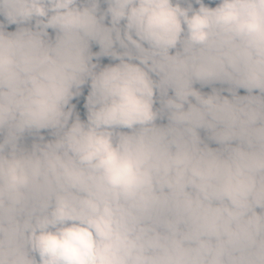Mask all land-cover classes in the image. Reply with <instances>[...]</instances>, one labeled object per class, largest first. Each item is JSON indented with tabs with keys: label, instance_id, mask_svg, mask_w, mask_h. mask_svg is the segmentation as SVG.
I'll return each mask as SVG.
<instances>
[{
	"label": "clouds",
	"instance_id": "9594fccd",
	"mask_svg": "<svg viewBox=\"0 0 264 264\" xmlns=\"http://www.w3.org/2000/svg\"><path fill=\"white\" fill-rule=\"evenodd\" d=\"M0 264H264V0H0Z\"/></svg>",
	"mask_w": 264,
	"mask_h": 264
}]
</instances>
